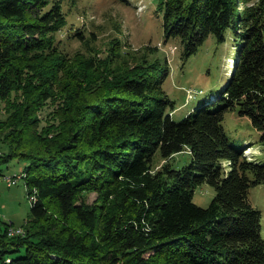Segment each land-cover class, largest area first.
Wrapping results in <instances>:
<instances>
[{
	"label": "trees",
	"instance_id": "1",
	"mask_svg": "<svg viewBox=\"0 0 264 264\" xmlns=\"http://www.w3.org/2000/svg\"><path fill=\"white\" fill-rule=\"evenodd\" d=\"M157 1L164 40L182 60L207 55L199 76L215 79L180 121L166 60L106 74V60L56 41L62 29L79 43L93 34L67 24L62 0H0V175L25 163L32 201L24 236H8L12 224L0 233V264H264L248 199L264 161L246 159L222 124L236 110L264 135V0ZM226 45L235 64L220 75ZM202 184L214 192L206 208L193 202Z\"/></svg>",
	"mask_w": 264,
	"mask_h": 264
},
{
	"label": "rangeland",
	"instance_id": "2",
	"mask_svg": "<svg viewBox=\"0 0 264 264\" xmlns=\"http://www.w3.org/2000/svg\"><path fill=\"white\" fill-rule=\"evenodd\" d=\"M62 7L67 24L75 23V27L85 25L87 32L93 34L84 43H79L68 38V31L62 29L56 35V41H60L62 49L66 51H78L86 58L96 57L102 61L106 60V64L102 63L105 65L102 68H106V74L112 68L119 69L123 65L129 67L140 59L153 62L157 57L163 62L167 61L169 72L163 81V88L175 104L171 113L173 120L180 121L189 112H194L195 108H199L205 100L202 94L214 87L212 86L215 81L213 75L205 79L199 76L201 65L207 55L197 62L195 60L199 53L182 60L180 44L173 39L164 40L163 9L157 0H62ZM222 54L219 67L216 68V73L220 75L229 69L228 62L231 56L227 45L223 46ZM191 87L201 88L202 94L196 93V97L193 95V99L189 100L186 91ZM50 111V107L44 109L40 113V118L44 119L45 114ZM222 124L232 146L242 150L244 155L245 153L249 155L250 160L264 161L263 131H258L253 127L248 117L239 115L236 110H227L224 113ZM247 146L248 148L244 151ZM2 154L0 150V156ZM247 156L245 155L246 159ZM186 159V154L176 157V160L181 162ZM224 164L228 165L226 162ZM24 165L23 162L12 160L9 162L10 170H5V168L3 170L10 176L22 175L18 183L10 187L0 180V233L5 231L8 224H12L8 229L12 226L24 230L22 226L30 218L32 201L23 181ZM213 195L212 187L207 184L199 185L195 188L193 202L206 208ZM85 196L88 204L94 203L97 198L96 193L92 192L86 193ZM248 199L260 213V230L264 239V183L251 187Z\"/></svg>",
	"mask_w": 264,
	"mask_h": 264
},
{
	"label": "built area",
	"instance_id": "3",
	"mask_svg": "<svg viewBox=\"0 0 264 264\" xmlns=\"http://www.w3.org/2000/svg\"><path fill=\"white\" fill-rule=\"evenodd\" d=\"M200 88H188L187 89V98L189 100L193 99V95L200 91ZM19 174V172H18ZM0 180H2L8 187H10L11 185L17 184L18 183V177H16L15 179H8V174L2 172V178H0ZM24 230H22L21 228H15V227H10L8 229V236H14V235H20V236H24Z\"/></svg>",
	"mask_w": 264,
	"mask_h": 264
},
{
	"label": "bare ground",
	"instance_id": "4",
	"mask_svg": "<svg viewBox=\"0 0 264 264\" xmlns=\"http://www.w3.org/2000/svg\"><path fill=\"white\" fill-rule=\"evenodd\" d=\"M230 59H231V58H230ZM196 93H200V94H202V90H200V91H198V92H196ZM196 93L194 94V95H195V97H196ZM195 97H194V98H195ZM208 100H209V101H210V100H212V101H213V100H214V98L211 96L210 98H208ZM247 152H249V153H250V151H247ZM245 155L247 156V154H246V153H245ZM248 156H249V155H248ZM248 156H247V159H248V160H250V158H249ZM250 157H251V156H250ZM224 165H226V164H224ZM16 177H18V179H20V177H21V176H20V175H17V174H16V175H13V176H12V175H11V176H10V175H8V179H15ZM22 177H23V176H22ZM0 178H2V175H0Z\"/></svg>",
	"mask_w": 264,
	"mask_h": 264
},
{
	"label": "crops",
	"instance_id": "5",
	"mask_svg": "<svg viewBox=\"0 0 264 264\" xmlns=\"http://www.w3.org/2000/svg\"><path fill=\"white\" fill-rule=\"evenodd\" d=\"M10 168V167H9ZM10 170V169H9Z\"/></svg>",
	"mask_w": 264,
	"mask_h": 264
}]
</instances>
